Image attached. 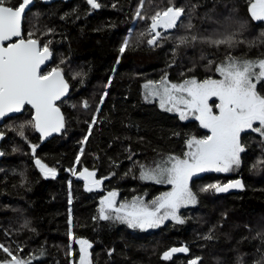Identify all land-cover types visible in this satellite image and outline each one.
Listing matches in <instances>:
<instances>
[{
	"label": "trees",
	"instance_id": "1",
	"mask_svg": "<svg viewBox=\"0 0 264 264\" xmlns=\"http://www.w3.org/2000/svg\"><path fill=\"white\" fill-rule=\"evenodd\" d=\"M252 1L144 0L146 18L139 19L141 0H98L97 9L87 0H36L22 32L25 38L34 32L41 45L51 41L45 71L60 68L70 94L58 103L64 116L61 134L45 143L30 126L28 107L0 127V244L19 257H34L32 264H78L77 238L92 244V264H264V137L254 132L241 137L245 151L236 171L192 181L198 204L181 213L183 224L142 231L98 217L103 191H115L124 201L138 196L151 201L164 193L168 186L140 179V165L183 157L188 139L207 134L198 122H183L146 101V83L165 75L170 82L203 80L215 76L228 56L264 59V23L251 18ZM20 2L11 0L13 6ZM169 6L183 7L184 15L176 28L158 29L163 35L156 45L148 44L150 17ZM193 35H233L237 43L215 47L198 39L179 44L181 37ZM22 124L24 137L17 131ZM37 159L54 169L55 177H44ZM83 169L94 171L97 179L107 177L101 191L85 190L78 177ZM235 180L242 182V190L201 191ZM183 246L187 253L162 258L165 251ZM10 259L0 249V262Z\"/></svg>",
	"mask_w": 264,
	"mask_h": 264
},
{
	"label": "snow or ice",
	"instance_id": "2",
	"mask_svg": "<svg viewBox=\"0 0 264 264\" xmlns=\"http://www.w3.org/2000/svg\"><path fill=\"white\" fill-rule=\"evenodd\" d=\"M32 2L33 0H21L19 4L13 6L11 0H0V119L11 113H20L25 105H30L35 110L30 126L47 137L64 128V116L56 102L67 94L69 85L60 68L41 71V66L52 57L49 48L51 41L41 45L39 38H34V32H29L26 38L22 32L25 12ZM143 2L144 0H141L136 12L139 19L146 18L142 14ZM87 3L93 9L101 7L98 0H87ZM184 12L183 7L169 6L152 15L148 33L151 38L148 39V44L156 45L157 40L162 37L163 34L158 29L167 32L176 28L177 21ZM250 16L255 21H264V0H254L250 3ZM187 27L191 29L193 25L189 22ZM198 39L215 47L221 45L232 47L237 43L233 35L216 39L198 38L193 35L181 37L179 44H191ZM6 41L12 42L5 46ZM127 46L128 40H125L119 49L121 54ZM215 71L220 79L207 78L198 81L190 78L181 83H173L165 75L159 82L144 85L148 89V95L159 97L161 108L176 111L182 120L191 112L210 135L188 139L186 142L188 151L183 157L169 156L152 168L140 165V179L171 185V191L157 196L149 204L139 196L131 201L117 203L118 193L111 191L99 202V219L120 221L129 228L142 231L159 227L169 219L183 224L185 221L178 215L179 209L197 202V195L190 187L192 177L202 172H230L238 169L241 164V153L245 151L241 133L251 130L264 137V88L257 89V85L264 81V59L242 60L228 56L217 65ZM213 97L219 101L215 104L217 113L213 112L212 105L209 104ZM87 106L85 102L84 107ZM92 123H95V120ZM254 124L258 126L254 127ZM24 127L22 124L17 130L21 137L25 136ZM0 139H3L2 132ZM86 139L87 137L85 141ZM36 147L32 145L33 153ZM2 155L4 153L0 152V156ZM36 164L46 177L49 175L55 177L54 169L48 168L39 159L36 160ZM73 174H76L75 170ZM95 175L94 171L88 169L79 174L81 179L88 181V191L99 188L103 183V179H93ZM230 188H243V184L239 180L223 186L210 184L201 191L214 189L216 192H227ZM69 223L71 224V220ZM75 242L79 245L78 264H92L89 251L92 244L86 239L79 238L75 239ZM0 249L11 257L0 264H32L34 259L32 256L25 259L14 255L13 251L3 244H0ZM16 251L18 253L22 249L17 248ZM187 252L186 246L173 247L165 251L162 258L170 260L175 253ZM191 264H197V260H192Z\"/></svg>",
	"mask_w": 264,
	"mask_h": 264
},
{
	"label": "rangeland",
	"instance_id": "3",
	"mask_svg": "<svg viewBox=\"0 0 264 264\" xmlns=\"http://www.w3.org/2000/svg\"><path fill=\"white\" fill-rule=\"evenodd\" d=\"M252 2H254V0L252 1ZM249 12H250V8H249ZM257 22H263L264 23V21H257ZM178 42H179V40H178ZM242 60H244V59H242ZM259 60V59H258ZM207 78H213V79H220L221 77L219 76V74L215 71V76H210V77H206V78H203V80L204 79H207ZM188 79H190V78H188ZM195 79H197V78H195ZM186 80V79H185ZM198 81H202V80H199V79H197ZM184 80H182V81H180V82H173V83H181V82H183ZM159 82V81H158ZM146 84H149V82L148 83H146ZM263 85V88H264V81H262L260 84H258L257 85V89L258 90H260V85ZM143 96H144V99L146 100V101H148V102H156L159 106H160V102H159V97L157 96V97H152V96H150V95H148V89H146L144 86H143ZM147 97V98H146ZM217 103H219V101L217 100V98H215V97H213V98H211L210 100H209V104L210 105H212V110H213V112L214 113H217L218 112V109L215 107V104H217ZM167 107V106H166ZM160 108H161V106H160ZM161 109H163V110H165V111H167L165 108H161ZM167 112H169V113H171V114H174V115H177L178 117H179V119H180V116H179V113H177L176 111H167ZM181 121H183V122H189V121H196V122H198V124L200 125V122H199V120H197L196 118H195V116L191 113V112H189V113H187V118L186 119H180ZM256 126H258L257 124H254V127H256ZM200 127L201 128H203L201 125H200ZM204 129V128H203ZM205 131H206V135H210V133L208 132V130L207 129H204ZM247 132H252L251 130H246L245 132H242L241 133V137H242V135L244 134V133H247ZM256 135L257 134H259L258 132H254ZM205 135V136H206ZM258 136V135H257ZM203 138V137H202ZM188 151V148H187V145H186V151L185 152H187ZM242 154V153H241ZM167 159V158H166ZM166 159H156L154 162H150L149 164H147L146 165V167H149V168H152V167H155L156 166V164L158 163V162H160V161H162V160H166ZM38 168L40 169V167L38 166ZM84 170V169H83ZM83 170L81 171V172H83ZM237 169H235V170H233V171H230V172H215V171H208V172H202V173H198L197 175H195V176H193L192 177V179H191V181H190V187H191V189H192V186H191V183H192V181L195 179V178H200V177H205V176H209V175H211V176H213V175H220V174H222V175H228V174H231V173H233L234 171H236ZM41 171V170H40ZM89 171V170H88ZM80 172V173H81ZM43 175H44V173L43 172H41ZM79 173V174H80ZM44 177H46L45 175H44ZM52 176L51 175H49V176H47L46 178H51ZM78 177H79V175H78ZM80 178V177H79ZM81 179V178H80ZM93 179H95V180H100V179H97V177H96V175H95V177L93 178ZM83 182H84V188H85V190L86 191H88L87 189H88V181H86V180H84V179H81ZM145 181V180H144ZM235 181H237V180H235ZM104 182H105V180L103 179V183L100 185V187L99 188H93V190L92 191H101L102 190V186L104 185ZM148 182H152V181H148ZM231 182H234V181H231ZM154 183V182H153ZM228 183H230V182H227V183H225V184H228ZM242 183V182H241ZM225 184H220V185H225ZM161 185H166V186H168L169 188H167V190L165 191V192H168V191H171V185H168V184H161ZM243 188H230L227 192H216L214 189V193L215 194H225V193H229V192H235V191H240V190H242ZM193 191V190H192ZM88 192H91V191H88ZM164 192V193H165ZM163 194V193H162ZM105 196H107V193L106 192H102V195H101V199H103ZM117 203H120V202H123L124 200H121L120 198H119V194H118V196H117ZM143 200H144V198H142ZM131 201V200H130ZM144 202L146 203V204H149V202L150 201H146V200H144ZM197 204H198V200H197V202L195 203V204H189L188 206H186V207H181L180 209H179V211H178V215H180L181 216V213L184 211V210H186V209H190V208H193V207H196L197 206ZM182 218V217H181ZM169 222H175L174 220H171V219H169V220H165L164 222H163V224H161L159 227H156V228H150V229H148V230H146V231H156L157 229H159L160 227H162V226H164V225H166L167 223H169ZM73 242V240H71V243ZM72 245V244H71ZM74 264V263H73Z\"/></svg>",
	"mask_w": 264,
	"mask_h": 264
},
{
	"label": "water",
	"instance_id": "4",
	"mask_svg": "<svg viewBox=\"0 0 264 264\" xmlns=\"http://www.w3.org/2000/svg\"><path fill=\"white\" fill-rule=\"evenodd\" d=\"M42 1H43L45 4H52V3H55V2H57V1H65V0H42ZM35 2H36V0H33L32 4H30V5L28 6V8L26 9V12H25V16L28 14V12H29V11L31 10V8L34 6ZM181 17H182V16H181ZM180 19H181V18H180ZM179 21H180V20H178L177 22H179ZM23 25H24V20H23V22H22V30H23ZM16 39H18V38H14V40H16ZM11 42H12V41H6V42H5V46H7V44H8V43H11ZM51 59H52V57H51L49 60H47V61L44 63V65L41 66V71H42V72H44V70H45L47 67H49V65H50V63H51ZM64 78H65V76H64ZM65 80H66V78H65ZM66 81H67V80H66ZM68 85H69V83H68ZM69 94H70V86H69V88H68V92H67V94H66L65 96H63L59 101L56 102V103H57V106H58V103H60L61 101L65 100V99L68 97ZM26 107H28V108L33 112V117H34V115H35V110L32 109L30 105H25V108H26ZM25 108H24V109H25ZM23 111H24V110H23ZM23 111L20 112V113H11V114H9L8 116H5L3 119H0V127L4 124V121H5L7 118H9V117H13V116L21 115V114L23 113ZM60 111H61V110H60ZM61 113H62V111H61ZM62 114H63V113H62ZM61 131H62V129H61ZM61 131H60V132H53L51 135H49V136H47V137L42 136L41 133L38 132V131H37V133L39 134V136H40V138H41V142H42V143H45V142H47L48 140H51V139H53L54 137L60 135V134H61ZM3 139H4V135H3ZM3 139H0V147H1V143H2ZM0 152H1V148H0ZM2 157H3V155L0 156V161H1Z\"/></svg>",
	"mask_w": 264,
	"mask_h": 264
},
{
	"label": "flooded vegetation",
	"instance_id": "5",
	"mask_svg": "<svg viewBox=\"0 0 264 264\" xmlns=\"http://www.w3.org/2000/svg\"><path fill=\"white\" fill-rule=\"evenodd\" d=\"M45 71V70H44Z\"/></svg>",
	"mask_w": 264,
	"mask_h": 264
}]
</instances>
